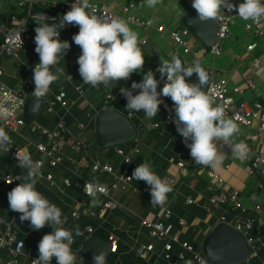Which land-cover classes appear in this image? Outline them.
I'll use <instances>...</instances> for the list:
<instances>
[{"label":"crops","instance_id":"1","mask_svg":"<svg viewBox=\"0 0 264 264\" xmlns=\"http://www.w3.org/2000/svg\"><path fill=\"white\" fill-rule=\"evenodd\" d=\"M92 1L108 8L115 14H122L123 6L133 4L135 6L133 13L136 16L150 18L156 24H164L166 26L170 20H173V23H171L173 28L183 27L181 18L193 8L192 0H161V3L154 8L147 7L143 0ZM63 2L65 0H41L40 3L33 5L30 10V5L26 3V0H0V19L5 25L9 26L11 31L23 23L35 29L38 25L34 20L44 16L48 18V23H58L63 13L55 9L54 6ZM230 2L239 5L243 0H230ZM19 3H24V5L19 6ZM12 16H15L17 21L11 20ZM241 20L245 22V20ZM127 25L137 33L140 41H146L145 45L140 44L145 56L142 72L152 70L156 79L161 78L160 74L155 71L160 66V56L170 59L175 55L186 66L190 65L191 60L175 54L176 51L173 49L170 40L164 38L155 30L137 29L128 23ZM70 26L77 27L75 25ZM72 37L73 35L67 30V25L60 29L61 41L70 43V49L57 65V67L64 68L65 73L51 85L50 91L43 98L45 103L36 121L31 126L22 128L19 135L11 136L5 131L13 140L11 146L23 148L26 153L31 154L33 160L42 158L35 149V144L43 141V138L34 132V128L37 126L47 130H54L58 123L63 121L67 127L66 140L73 138L85 146L80 152L70 150L69 147L64 146V163L54 169L48 167L45 158L42 174H51L53 182L49 183L43 180L36 185V187L45 188L54 196V203L62 211L64 227L73 231L74 243L71 245L73 253L77 254L83 244L86 228L92 226L95 229L94 236L100 237L105 241L112 229L118 236L119 251L117 254L110 255L107 264H170L162 258L163 242L154 241L149 237L147 230L141 225L142 220L169 222L174 226V231L179 234L183 241L191 243L195 248H201L203 240L216 227L215 218L223 215L231 218L233 215L224 209L213 208L210 211L208 210L207 170H213L223 176L228 189L234 188L241 193L243 205L249 216H257L261 220L264 219V178H251L248 176L247 165L242 164L237 158H233L231 148L223 144L222 141H217L218 149L224 154L223 163L219 168L212 169L192 162L188 163L183 170L179 169L177 162L184 153L181 142L183 137L177 132L175 123H165L164 117V113L168 110L172 113L174 121L173 101L169 97L161 96L162 103L159 107L163 111H158V114L149 121L145 118L143 110L139 112L126 110L127 100L125 96H120L121 87L131 89V85L134 82L132 77L127 81L120 80L116 87L111 90V95L102 86L92 88L90 85H84L78 71L79 65L72 70L69 65L72 55L77 49H80L72 41ZM192 39L194 40V45L201 47L193 37ZM244 45L243 51L236 54L234 59L228 56L229 59L224 63L229 65L226 67L227 69L218 70L222 72L223 77L229 80L231 86L237 85L246 89L245 79L247 78L254 83L257 92L247 89L244 95L238 98L239 101H246L249 104L257 101L263 102L264 39L258 41V48L252 53L246 52ZM35 47L36 45L34 44L27 50L12 57L0 52V68L4 71V75L1 77L2 84L7 88L19 90L21 80L29 79L31 99H36L32 96L35 88L33 70L35 65L39 63V55L35 52ZM258 57L261 58V66L259 68L253 66L254 58ZM213 63L215 65V61ZM142 72H139V74ZM70 73L73 77L68 81L67 75ZM79 86L82 88V92L77 90ZM161 89L159 84L157 90L160 91ZM139 91L138 89L135 90L133 95L138 94ZM60 92L67 93V104L65 106L57 104L53 111L49 112L48 103ZM108 96H112V98L109 99ZM108 108L126 116L136 128V135L124 144L101 148L95 142V119L99 112ZM154 123H158L159 127L153 128ZM149 124L152 126L149 127ZM80 125L83 127L80 128ZM238 127L239 132L234 137L236 142L243 141L249 131L244 126ZM256 127L257 125L254 124L251 130L255 131ZM116 148L123 149L124 153L131 157L133 163L130 166V171L132 175L137 166L143 162H148L152 170L162 179L165 176L174 177L177 181L176 186L167 194V200L163 205L153 206L151 204L150 186L145 181L133 179L129 186L112 192L114 200L119 203L117 209L104 212L100 219L91 218L88 215L81 216L79 219L74 218L72 214L83 209V191L76 184L81 180H89L97 181L108 187L112 178L94 174L90 170V165L93 159L98 158L113 165L116 172H118L123 166V157L117 154ZM16 163V171L13 173L12 160L9 159L7 153L0 154V218L9 223L14 222L17 212L10 210L7 193L23 181L18 180L15 184L7 185L5 176H22L26 172V169H21L18 166V162ZM65 181H69L70 185H67ZM98 199L100 203L95 207L90 204V200L88 202L93 210H98L105 201L102 196H98ZM188 199H191L193 203L188 204ZM167 212L170 215L168 220L164 217ZM180 219L186 221L184 228H180L178 225ZM77 226L83 233L80 236H75ZM0 230H3V227ZM52 231L53 228L51 226L45 225L44 229L39 232L23 234L21 239L26 244V250H31L32 255L38 258L40 238ZM20 234L22 233L20 232ZM255 234L256 232H254ZM257 235L264 237V229L257 230ZM141 244H154L155 246L154 251L149 254L146 260L140 259L136 253V249ZM178 251H180V248L175 247L173 255ZM0 256L3 260L10 257L8 252L4 250H0ZM263 259L264 250H260L259 257L251 260L249 264H259ZM189 260H191L192 264H195L191 255H187L186 260L182 264H186V261ZM22 261L27 262V258H23ZM51 264H57L55 257L52 258Z\"/></svg>","mask_w":264,"mask_h":264},{"label":"clouds","instance_id":"2","mask_svg":"<svg viewBox=\"0 0 264 264\" xmlns=\"http://www.w3.org/2000/svg\"><path fill=\"white\" fill-rule=\"evenodd\" d=\"M143 2L147 7L154 8L161 0ZM192 7L197 12L196 20L200 22L222 21L224 16L221 12L225 7L229 10L235 8L238 16L245 21L259 23L264 19V0H243L238 6L230 0H192ZM47 20L46 16L34 20L38 25L34 29L35 52L39 55V63L33 70L35 88L32 96L36 98L34 111L36 103L48 94L51 85L65 73V69L57 65L70 49V43L60 39V29L66 25L79 27V32L73 35L72 41L81 49L77 63L83 84L92 88L102 86L111 95V90L120 80L127 81L133 73L143 71L145 56L137 33L118 16H97L89 0H75L71 9L59 18L58 23L50 24ZM19 39L21 40V35ZM160 61V66L155 71L160 74L161 80L166 77L162 89L157 90L160 81L155 78L152 70L144 72L142 80L134 81L131 89L120 88L121 94L127 100L126 110H143L145 118L151 121L158 114L162 103L160 97H169L174 104L173 122L177 132L186 141H191L186 146L190 149L195 163L212 169L219 168L223 163L224 154L218 149L217 141H222L231 148L233 158L244 159L249 149L246 143L236 142L234 139L239 132L238 125L233 119L226 118L223 106L215 105L214 99L201 90V86L208 83L209 75L199 59L191 66H186L175 55L170 59L160 56ZM193 73L198 75L199 84L187 81L186 78L191 77ZM137 89L140 91L133 95ZM3 114H7V109L0 107V115ZM151 126L149 124V127ZM12 144V138L0 127V154L8 153ZM16 156L18 166L26 169V172L15 177L23 182L7 193L10 210L20 213L21 222L29 221L36 231L45 225L53 228L52 232L43 235L38 244L39 256L32 260L31 264H51L53 257L56 258L57 264H81L77 254L72 251L73 231L64 227L61 209L37 191L36 185L42 176L43 160H33L31 154L19 150ZM132 178L145 181L150 186L153 206L163 205L167 194L172 191L167 180L159 177L148 162L137 166ZM84 192L90 197V204L95 207L100 203L98 195L107 194V186L97 181H87ZM82 234L77 226L75 236ZM209 255H212L211 250ZM197 259L200 257L197 256ZM93 260L94 264H107L106 253L101 251L93 256ZM186 264H192L191 260L186 261Z\"/></svg>","mask_w":264,"mask_h":264},{"label":"built area","instance_id":"3","mask_svg":"<svg viewBox=\"0 0 264 264\" xmlns=\"http://www.w3.org/2000/svg\"><path fill=\"white\" fill-rule=\"evenodd\" d=\"M40 2L41 0H26V3L30 5V10L33 5ZM74 2L75 0H65V2L55 5L54 8L65 14L71 9V5ZM89 3L95 8V14L97 16L114 15L120 17L137 29L155 30L158 34L170 40L171 43L181 47L184 54L192 55L193 58L189 66H191L197 59H199L201 65L204 66L202 59L207 52L211 53L214 61L220 57L224 53L222 41L231 34V23L235 18H240L235 8L232 10H229L226 7L222 8L221 14L224 16V19L220 22L218 21L219 29L217 41L209 51L202 48L201 52H193L187 40V37L191 36V34L185 27L167 29L164 24H156L153 19L138 17L133 13V10L135 9L133 4L123 6L121 10L122 14H115L97 2L89 1ZM232 3L238 6L237 3ZM23 5L24 3H19V6ZM89 11H91V9H89ZM11 20L17 21V18L12 16ZM244 29L247 32L248 37L244 48L246 52L252 53L258 48V41L260 39H264V19H262L259 23H255L251 20L245 21ZM0 35V52L9 57L15 56L35 44L34 37L36 33L34 29L26 25V23L19 25L16 29L11 31L9 26L5 25L0 19ZM19 35H21L22 43L19 39ZM140 44L145 45L146 41H140ZM175 54L178 53L176 52ZM79 55H81V50L77 49L69 62L71 70L78 65L77 59ZM253 66L257 68L261 66L260 57L254 58ZM206 69L210 75V83L207 93L214 99L215 105H221L224 107L226 118L233 119L238 126H244L249 130L243 140V142L247 144L249 152L244 159L238 160L242 164L247 165L248 176L251 178H264V101H257L253 104H249L246 101L238 100L240 96L242 97L244 95L245 90L247 89L257 92L254 83L250 79H245L246 89H243L237 85L231 86L229 80L223 77L222 72L216 69L214 63L211 68L206 67ZM3 75L4 71L0 68V107L7 109V114L0 115V127H3L11 136L19 135L22 128L26 126L23 120V108L26 102L32 98L29 90L30 80H21L19 90H14L7 88L2 84L1 77ZM69 75H67L68 81H70L73 77L71 73ZM157 80L160 81L159 84L162 88L166 82V77L163 80H161V78H158ZM77 90L82 92V88H80V86L77 87ZM120 96L123 97L121 92ZM108 97L109 99L112 98V96ZM67 101L68 98L66 92L56 94L47 105L48 111H53L55 105L57 104L65 106ZM161 110L162 109L159 107V112L163 111ZM164 117L165 123L170 124L173 122V116L170 111L167 110L166 113H164ZM254 124H256L257 127L255 131H252L251 128ZM79 127L82 128L83 126L80 125ZM158 127V123L153 124V128ZM35 128L34 132L43 138L42 142L35 144V149L42 156L41 159L43 160V167L45 165V158L48 167L51 169L62 165L65 158L63 154L64 146H67L70 150L76 152H80L85 148L81 142L73 138L66 140L65 134L67 132V127L63 121L59 122L54 130H47L41 128L40 126ZM181 142L184 153L182 154V158H179L177 167L183 170L188 163L190 164L194 162V160L190 155V149L186 146L187 144H190L191 141H186L182 138ZM10 148L11 150L7 153V155L12 161H17V150L26 153L25 150L20 147L10 145ZM116 152L118 155L123 157V166L118 172H116L113 165L98 158L93 159L90 165V170L94 174L110 176L112 178L111 183L107 187V194L98 195L105 198L104 203L98 208V210H93L88 203L90 197L84 192L85 183L89 180H81L78 184H76V186L83 191V209L80 212H74L72 214L74 218L79 219L81 216L88 215L91 218L100 219L102 218L104 212L112 211L119 207V203L114 200L112 192L120 188H125L132 183L133 178L130 166L133 162L131 157H128L124 153L123 149L116 148ZM206 175V189L209 195L208 210L210 211L213 208L224 209L233 214L231 218L224 215L216 217L215 223L216 226L225 224L240 233L245 238L249 248V257L247 260V264H249L251 260L259 257L260 250H264V237H259L257 235V230L261 228L264 229V219L261 220L257 216L248 215V212L242 202L241 193L234 188L228 189L226 186V180L223 176L213 170H207ZM163 179L167 180L171 188L176 186L177 181L174 177L165 176ZM43 180L49 183L53 182V176L51 174H42L38 183H41ZM17 181L18 180H16L12 175L5 176V182L7 185L15 184ZM65 183L70 185L69 181H65ZM187 203L192 204L193 201L188 199ZM164 217L168 220L170 218L169 213L167 212ZM141 225L147 230L148 235L152 240L163 242L162 258L170 264H182V262L186 260L187 255L192 256L195 264H201V261H203V264H212L207 257H205L201 248H195V246L191 243L183 241L179 234L174 231V226L171 223L160 220L153 222L142 220ZM178 225L180 228H184L186 226V221L184 219H180ZM1 227H3V230H0V250L8 252L10 257L3 260L0 256V263L31 264L32 260L37 259V257L32 255L31 250H26V244L21 239L20 231L14 222L9 223L0 218V228ZM85 232L86 234L83 237V242L89 237L94 236L95 229L92 226H88ZM254 232H256L255 235ZM106 242L109 245L110 255L117 254L119 251V239L114 229L108 233ZM175 247H179L180 251L173 255ZM154 249V244H141L136 249V253L140 259L146 260ZM197 256L200 257L199 260L197 259ZM180 257H183V259H180ZM23 258H27V262H23ZM259 264H264V259L261 260Z\"/></svg>","mask_w":264,"mask_h":264},{"label":"water","instance_id":"4","mask_svg":"<svg viewBox=\"0 0 264 264\" xmlns=\"http://www.w3.org/2000/svg\"><path fill=\"white\" fill-rule=\"evenodd\" d=\"M197 19V12L192 8L181 18L183 27L189 30L191 36L201 45L202 48L209 51L218 39V21L208 20L200 22ZM209 75L205 66H202ZM189 83L199 84V78L196 73L186 78ZM209 81L201 86V90L207 92ZM36 99H30L23 108V120L26 126H31L41 112L45 101L42 99L36 103ZM136 128L131 121L124 115L113 109H104L95 119V142L101 148H108L124 144L134 138ZM37 191L41 192L50 203H54V196L45 188L39 186ZM20 213H16L14 223L18 230L23 234L36 233L30 226L29 221L20 220ZM201 250L205 257L212 264H247L249 257V248L245 238L233 230L231 227L220 224L216 226L203 240ZM211 250L212 255H209ZM101 251L106 253L107 263L110 258V249L108 243L100 237L91 236L86 239L77 252V259L81 264H94L93 256Z\"/></svg>","mask_w":264,"mask_h":264},{"label":"rangeland","instance_id":"5","mask_svg":"<svg viewBox=\"0 0 264 264\" xmlns=\"http://www.w3.org/2000/svg\"><path fill=\"white\" fill-rule=\"evenodd\" d=\"M92 1V0H91ZM184 9V8H183ZM171 23H173V20H170V22L167 24L166 28L167 29H172L173 27H171ZM244 26H245V22L242 21L241 19L235 18L233 20V22L230 25V36H228L225 40L222 41V47L224 48V55L221 57H218L215 60V65L217 69H227L226 67H228V64H224L225 62H227V59H229V57H231L232 59L235 58L236 54H239L243 51V45L247 40V32L244 30ZM187 40L190 44V48L193 52H201L202 51V47H199L198 45H194V40L192 39V36L187 37ZM260 41V40H259ZM171 43V42H170ZM172 47L173 49L182 57L188 58L190 60H192V55L191 54H184L183 50L181 47L173 44ZM226 52V53H225ZM229 56V57H228ZM214 58L212 57L210 52H207L204 56V58L202 59L203 64L206 67L211 68L213 66V60ZM242 85V84H241ZM17 161L13 162V169L14 171H12L13 173H15V167L17 166ZM23 233L20 234V237H22Z\"/></svg>","mask_w":264,"mask_h":264},{"label":"trees","instance_id":"6","mask_svg":"<svg viewBox=\"0 0 264 264\" xmlns=\"http://www.w3.org/2000/svg\"><path fill=\"white\" fill-rule=\"evenodd\" d=\"M67 30H68V32L71 34V35H75V34H77L78 32H79V27L77 26V27H73V26H70V25H67ZM143 73L144 72H142V73H133L132 75H131V77H132V79L134 80V81H136V82H140L141 80H142V78H143Z\"/></svg>","mask_w":264,"mask_h":264}]
</instances>
